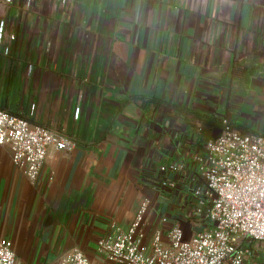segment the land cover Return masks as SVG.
Listing matches in <instances>:
<instances>
[{"label":"crops","instance_id":"obj_1","mask_svg":"<svg viewBox=\"0 0 264 264\" xmlns=\"http://www.w3.org/2000/svg\"><path fill=\"white\" fill-rule=\"evenodd\" d=\"M69 3L35 0L26 17L0 3L16 36L0 54V107L76 143L50 147L34 184L0 149V239L19 264L74 248L111 264L98 243L158 199L144 179L170 163L161 106L199 140L209 119L264 132V0H76L67 14Z\"/></svg>","mask_w":264,"mask_h":264},{"label":"built area","instance_id":"obj_2","mask_svg":"<svg viewBox=\"0 0 264 264\" xmlns=\"http://www.w3.org/2000/svg\"><path fill=\"white\" fill-rule=\"evenodd\" d=\"M0 3L12 7L18 3L25 17L35 6V0ZM6 40L14 42L16 36L7 33L5 21L0 20L3 57L11 55ZM34 110L31 106L29 113ZM141 114L138 125L144 119ZM78 115L76 111L74 118ZM160 116L159 129L168 136L163 155L170 163L158 162L144 179V187L158 199L144 196L129 227L116 229L98 243L106 260L111 264H264V132L242 133L221 120L215 139L199 140L169 106H161ZM75 145L63 130L32 124L26 116L0 107V149L8 150L12 166L30 184L37 181L50 147L62 153ZM0 264H19L7 239H0ZM56 264L89 263L74 248Z\"/></svg>","mask_w":264,"mask_h":264},{"label":"trees","instance_id":"obj_3","mask_svg":"<svg viewBox=\"0 0 264 264\" xmlns=\"http://www.w3.org/2000/svg\"><path fill=\"white\" fill-rule=\"evenodd\" d=\"M216 125H217V123H216V121L214 119H209V121H207L205 123V125L203 126V129H202V134H203V137H204L203 140L211 138L212 128L214 126H216Z\"/></svg>","mask_w":264,"mask_h":264},{"label":"rangeland","instance_id":"obj_4","mask_svg":"<svg viewBox=\"0 0 264 264\" xmlns=\"http://www.w3.org/2000/svg\"><path fill=\"white\" fill-rule=\"evenodd\" d=\"M73 1H75L76 2V0H69V8H68V10H67V14H69L71 11H73L74 10V5H72L73 4ZM9 7H12V6H9ZM197 128H199L200 126H196ZM197 128H195V126H194V129H196V130H194L196 133H199V131L197 130ZM195 132H193L194 134H195Z\"/></svg>","mask_w":264,"mask_h":264},{"label":"water","instance_id":"obj_5","mask_svg":"<svg viewBox=\"0 0 264 264\" xmlns=\"http://www.w3.org/2000/svg\"><path fill=\"white\" fill-rule=\"evenodd\" d=\"M220 132V128L215 126L211 131V138L215 139L220 134Z\"/></svg>","mask_w":264,"mask_h":264}]
</instances>
